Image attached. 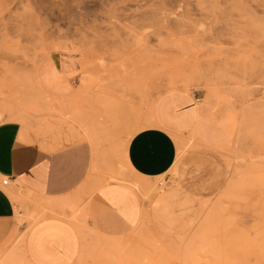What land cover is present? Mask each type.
I'll return each instance as SVG.
<instances>
[{
	"label": "rangeland",
	"instance_id": "obj_1",
	"mask_svg": "<svg viewBox=\"0 0 264 264\" xmlns=\"http://www.w3.org/2000/svg\"><path fill=\"white\" fill-rule=\"evenodd\" d=\"M62 52L83 77L54 98L41 89L63 95L56 71L39 65ZM174 93H193L198 110L174 134L175 163L119 179L131 187L111 196L135 226L118 237L86 227L74 264H264V0H0V122L126 139ZM21 245L0 238V264H28Z\"/></svg>",
	"mask_w": 264,
	"mask_h": 264
},
{
	"label": "crops",
	"instance_id": "obj_2",
	"mask_svg": "<svg viewBox=\"0 0 264 264\" xmlns=\"http://www.w3.org/2000/svg\"><path fill=\"white\" fill-rule=\"evenodd\" d=\"M45 62L54 67L63 95H54L49 87L41 89L45 94L64 98L81 87L76 55L54 53L39 66ZM197 111L193 93L167 95L152 113L153 125L126 139L113 131L107 136L68 134L66 140L37 132L17 118L1 121L0 222H13L18 213L41 216L29 226L0 229V238L21 237L28 264H74L86 227L107 237L131 230L135 224L130 213L111 194L131 187L132 181L119 179L167 173L177 158L174 134L193 127ZM6 178L9 181L3 184Z\"/></svg>",
	"mask_w": 264,
	"mask_h": 264
},
{
	"label": "bare ground",
	"instance_id": "obj_3",
	"mask_svg": "<svg viewBox=\"0 0 264 264\" xmlns=\"http://www.w3.org/2000/svg\"><path fill=\"white\" fill-rule=\"evenodd\" d=\"M175 80H176V79H175ZM175 80H174V82H177V83H179L178 81H180V82L182 81L181 84H183V83L185 82V80H184V82H183V80H177V81H175ZM136 83H137V82H136ZM170 83H173V81H171ZM177 83H175V85H176ZM186 83H187V81H186ZM173 84H174V83H173ZM133 85H134V84H133ZM135 85H137V84H135ZM177 85L179 86L180 84H177ZM177 85H176V86H177ZM183 85H184V84H183ZM186 85H187V84H186ZM172 86H173V85H172ZM180 86H182V85H180ZM131 87H132V86H131ZM185 87H186V86H185ZM140 88H141V86H140ZM132 89H133V88H132ZM116 102H117V101H116ZM122 102H123V101H122ZM122 102H121V103H122ZM108 103H109V102H108ZM125 104H126V103L124 102L123 105H124V107H125V109H126V112H124L125 109H124V110L121 109V108H123V107H120L119 105L116 104V105H114L113 113H114L115 115L118 113V106L120 107V109H119L120 113H121V111H122V114H123V112H124V115H127L126 113H132V112H131L132 110H128V109H127V106H126ZM121 105H122V104H121ZM123 105H122V106H123ZM105 106H106V105H105ZM130 109H131V108H130ZM127 111H128V112H127ZM118 114H119V113H118ZM122 114H121V115H122ZM116 116H117V115H116ZM119 116H120V115H119ZM152 117H153V116H151V122H152ZM24 135H25V134H24ZM257 245H258V244H257Z\"/></svg>",
	"mask_w": 264,
	"mask_h": 264
},
{
	"label": "built area",
	"instance_id": "obj_4",
	"mask_svg": "<svg viewBox=\"0 0 264 264\" xmlns=\"http://www.w3.org/2000/svg\"><path fill=\"white\" fill-rule=\"evenodd\" d=\"M8 181H9L8 178L4 179V180H3V184H7Z\"/></svg>",
	"mask_w": 264,
	"mask_h": 264
}]
</instances>
